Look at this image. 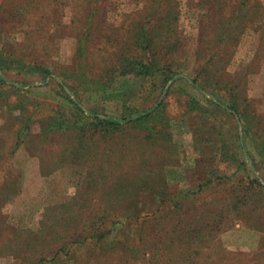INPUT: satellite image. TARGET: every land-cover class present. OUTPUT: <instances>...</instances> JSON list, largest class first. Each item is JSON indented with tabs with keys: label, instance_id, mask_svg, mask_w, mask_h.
Segmentation results:
<instances>
[{
	"label": "rangeland",
	"instance_id": "374dc122",
	"mask_svg": "<svg viewBox=\"0 0 264 264\" xmlns=\"http://www.w3.org/2000/svg\"><path fill=\"white\" fill-rule=\"evenodd\" d=\"M0 58V264H264V0H0Z\"/></svg>",
	"mask_w": 264,
	"mask_h": 264
},
{
	"label": "trees",
	"instance_id": "16d2710c",
	"mask_svg": "<svg viewBox=\"0 0 264 264\" xmlns=\"http://www.w3.org/2000/svg\"><path fill=\"white\" fill-rule=\"evenodd\" d=\"M146 49V48H145ZM135 69H136V73L138 76L140 77H149L151 75L152 69L153 67L150 66V64L145 65V63L139 61V62H135ZM132 64V65H134ZM4 68H8V62L4 59V58H0V70H6ZM133 68V66L131 67V69ZM127 69L129 70V66L127 67ZM62 81L64 82V79L62 78ZM61 85L64 87V85L61 83ZM67 96V95H66ZM53 114L57 115V116H53L50 117V124H49V128L48 131L46 133V135L48 134V132L51 133H59V132H64L68 125H70V128L75 131L76 133L79 134V136H81V139H83L85 133L88 130H94L95 133H101V135L105 134H109L112 132V130H119L122 129V127H124V124L121 123V121L119 120H105V119H101L99 116L97 115H86L85 113H83L81 110H74L73 113L71 114H64L63 111L60 110H56L53 111ZM148 116H139L137 117V120L134 121L133 123L136 125V127L140 126V125H144L145 122H147ZM29 125H27V127H25V129H29L30 127H32V120L29 119ZM128 119H126L127 121ZM104 132V133H103ZM22 133L23 131L18 132L17 134V139H18V143H24L25 140L22 138Z\"/></svg>",
	"mask_w": 264,
	"mask_h": 264
}]
</instances>
